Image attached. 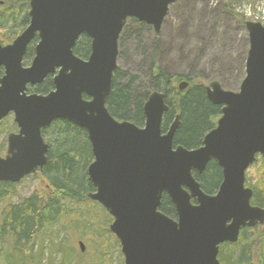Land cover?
I'll return each instance as SVG.
<instances>
[{
    "label": "water",
    "instance_id": "obj_1",
    "mask_svg": "<svg viewBox=\"0 0 264 264\" xmlns=\"http://www.w3.org/2000/svg\"><path fill=\"white\" fill-rule=\"evenodd\" d=\"M176 1L27 0L28 25L11 43H0V121L13 113L18 128L7 135L0 182L18 183L43 170L48 144L41 130L53 121L84 129L92 153L87 178L94 188L87 196L111 216L108 229L120 244L123 264H222L221 244L236 243L241 229L264 224V207L251 204L253 192L245 186L248 167L257 155L264 158L263 25L245 22L249 47L238 91L224 90L217 81L205 88L221 110L200 146L173 144L179 116L162 132L167 106L159 92H151L144 104L141 127L116 120L106 108L127 20L158 34ZM82 34L90 39L87 59L73 53ZM35 37L34 56L23 66ZM50 75L51 91L27 94L28 86ZM186 86L181 82L178 89ZM212 160L222 181L216 193L207 194L194 173ZM163 195L174 217L159 210ZM78 245L83 251V242Z\"/></svg>",
    "mask_w": 264,
    "mask_h": 264
},
{
    "label": "trees",
    "instance_id": "obj_2",
    "mask_svg": "<svg viewBox=\"0 0 264 264\" xmlns=\"http://www.w3.org/2000/svg\"><path fill=\"white\" fill-rule=\"evenodd\" d=\"M0 1V43L8 44L29 22L28 3L27 0ZM224 8L228 9L229 14L232 13L227 4H224ZM132 21L138 22L136 19ZM36 41L37 37L27 47L23 59L25 63L33 56ZM73 53L81 59L89 56L88 36L82 34L78 38ZM126 75L117 68L114 71L106 108L115 119L130 121L140 127L145 120L143 105L150 90L133 82L138 80L137 76L128 75L130 81L122 83L121 80H124ZM146 77L148 84L152 86L151 92H162L168 105L162 119L161 130L165 131L175 115L179 114L181 124L176 130L173 144L188 149L200 146L204 135L215 126L221 110V106L214 105L207 99L206 86L201 81H195V78L173 75L155 62L150 63ZM183 81L187 82V87L179 90L178 84ZM52 89V78L48 76L42 83L29 87L27 91L46 94ZM42 136L48 144V151L47 161L40 174L51 188V192L44 196L33 193L17 203H8L1 209L0 244L6 243L9 247L6 250L5 264H41L43 260L45 264H88L79 257L83 254L81 251L75 254L66 242L61 241L57 245L52 244L44 258L41 239L47 228L60 225L65 220L73 218V215L77 217L72 220L73 226L84 230L89 221L98 226L94 228V234L102 229L106 235L112 236L107 228V222L111 217L102 206L87 196L89 192L94 191L86 172L92 161L90 142L84 129L62 119L55 120L43 128ZM194 177L205 193L214 194L221 182V169L212 160L201 174L194 173ZM13 186V183L0 182V201L11 195ZM250 188L253 191L251 203L264 206V179ZM82 208H86V211H82ZM159 210L169 217L175 216L174 206L166 195L161 198ZM258 228L255 226L242 229L238 241L233 244L229 253L224 254L226 257L222 259L220 256L222 264H264V224L260 231ZM67 230L65 228L63 232L66 237ZM37 240H41V245L34 252L33 246ZM114 242H117L115 237ZM224 245L226 244L220 248ZM98 252L100 255L98 261L90 264H112L104 244ZM56 255L59 256L58 263L55 262ZM255 257L258 260L256 263Z\"/></svg>",
    "mask_w": 264,
    "mask_h": 264
},
{
    "label": "rangeland",
    "instance_id": "obj_3",
    "mask_svg": "<svg viewBox=\"0 0 264 264\" xmlns=\"http://www.w3.org/2000/svg\"><path fill=\"white\" fill-rule=\"evenodd\" d=\"M224 4L228 5L232 13H228ZM241 6H248L247 14L251 8L252 16H241L237 11ZM261 11L264 12V0H177L170 5L158 35L151 26L128 19L118 40L117 70L127 74L126 77L122 76L126 81L123 78L121 82H129L128 75L137 76L138 80L133 82L146 86L151 92L152 86L148 84L146 75L150 63L155 62L173 75L195 78V81H201L205 86L217 81L224 90L238 91L244 77L243 59L248 50L247 30L242 21L263 19ZM29 62L30 59L26 64ZM16 131L13 114L0 121V156H4L6 151L7 134ZM262 178L264 179V158L258 157L246 170V185L254 187ZM50 192L51 188L40 172L34 173L14 184L11 195L0 201V212L8 203H17L33 193L44 196ZM81 210L86 211V208ZM74 219L77 217L73 215V218L47 228L42 234L44 258L52 244L57 245L60 241L66 242L78 254V242L81 241L85 248L79 257L84 263L98 261V249L104 244L112 264H123L120 244L116 238L117 242H114L115 236L109 229L112 236L107 234L108 237L102 229L94 234V228L98 226L88 221L84 230H81L78 226H73ZM111 222L112 219L107 222V228ZM65 228L68 229V237L63 233ZM261 229L258 228L259 231ZM40 241L34 243V252L40 248ZM233 244H226L219 249V259L220 256L222 259L226 257L224 254L230 252ZM0 246V264H5L6 250L9 247L6 243H1ZM257 261L255 257V263ZM44 262L41 261V264H45ZM55 262H59L58 255Z\"/></svg>",
    "mask_w": 264,
    "mask_h": 264
},
{
    "label": "bare ground",
    "instance_id": "obj_4",
    "mask_svg": "<svg viewBox=\"0 0 264 264\" xmlns=\"http://www.w3.org/2000/svg\"><path fill=\"white\" fill-rule=\"evenodd\" d=\"M154 33H155V32H154ZM156 35H158V34H156ZM180 83H181V82H180ZM156 92H158V91H156ZM159 93L163 94L162 92H159ZM150 94H151V93H149V95H150ZM148 97H149V96H148ZM148 97H147V99L145 100L144 104H145L146 101L148 100ZM83 98H84V99H89V98H87L86 96H84ZM163 100H164V103H165V105L167 106V110H168V105L166 104V101H165V95H164V94H163ZM105 105H106V103H105ZM143 106H144V105H143ZM167 110H166V111H167ZM166 111H165V112H166ZM165 112H164V114H165ZM143 114H144V113H143ZM176 116H179V114H176L175 117H176ZM144 117H145V116H144ZM116 120H117V119H116ZM179 120H180V117H179ZM118 121H126V120H118ZM129 122H130V121H129ZM144 122H145V120H144ZM172 122H173V121H172ZM172 122H171V124H172ZM131 123H132V122H131ZM143 124H144V123H143ZM171 124H170V125H171ZM180 124H181V123H180ZM170 125H169V126H170ZM169 126H168V128H169ZM179 127H180V125H179ZM179 127H178V128H179ZM168 128H167L165 131H162V132L165 133V132L168 130ZM175 133H176V132H175ZM174 135H175V134H174ZM173 140H174V137H173ZM221 181H222V179H221ZM220 183H221V182H220ZM219 185H220V184H219ZM249 188H250V187H249ZM252 192H253V191H252ZM252 194H253V193H252ZM218 254H219V253H218ZM218 256H219V255H218Z\"/></svg>",
    "mask_w": 264,
    "mask_h": 264
},
{
    "label": "built area",
    "instance_id": "obj_5",
    "mask_svg": "<svg viewBox=\"0 0 264 264\" xmlns=\"http://www.w3.org/2000/svg\"><path fill=\"white\" fill-rule=\"evenodd\" d=\"M247 8H248V6H242L240 9L241 13H243L247 17L252 16L250 13L251 8H249L248 14H247ZM255 18H258V17H255ZM261 18H263V19H261L260 21L264 22V12H262V11H261Z\"/></svg>",
    "mask_w": 264,
    "mask_h": 264
},
{
    "label": "flooded vegetation",
    "instance_id": "obj_6",
    "mask_svg": "<svg viewBox=\"0 0 264 264\" xmlns=\"http://www.w3.org/2000/svg\"><path fill=\"white\" fill-rule=\"evenodd\" d=\"M221 179H222V178H221ZM192 200H194V199H192ZM194 203H195V200H194ZM262 207H264V206H262ZM261 226H263V225H260V226L258 225L257 227H261ZM240 233H241V231H240Z\"/></svg>",
    "mask_w": 264,
    "mask_h": 264
}]
</instances>
